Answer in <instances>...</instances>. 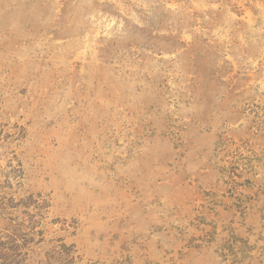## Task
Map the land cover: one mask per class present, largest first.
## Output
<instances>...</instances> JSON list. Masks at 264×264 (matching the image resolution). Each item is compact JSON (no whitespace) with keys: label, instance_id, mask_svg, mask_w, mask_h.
<instances>
[{"label":"rangeland","instance_id":"obj_1","mask_svg":"<svg viewBox=\"0 0 264 264\" xmlns=\"http://www.w3.org/2000/svg\"><path fill=\"white\" fill-rule=\"evenodd\" d=\"M2 253L264 264V0H0Z\"/></svg>","mask_w":264,"mask_h":264},{"label":"trees","instance_id":"obj_2","mask_svg":"<svg viewBox=\"0 0 264 264\" xmlns=\"http://www.w3.org/2000/svg\"><path fill=\"white\" fill-rule=\"evenodd\" d=\"M17 246H19V245H17ZM17 256H18V259H17V261L14 264H22L23 261L26 260V254L25 253H23V254L19 253V254L16 255V257ZM0 259H1L0 264H12V261H9L7 259V255H5V253H2L0 255Z\"/></svg>","mask_w":264,"mask_h":264}]
</instances>
